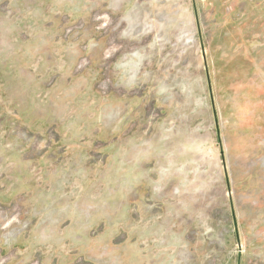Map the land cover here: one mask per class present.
<instances>
[{"label": "rangeland", "instance_id": "1", "mask_svg": "<svg viewBox=\"0 0 264 264\" xmlns=\"http://www.w3.org/2000/svg\"><path fill=\"white\" fill-rule=\"evenodd\" d=\"M0 207V264H264V0H0Z\"/></svg>", "mask_w": 264, "mask_h": 264}, {"label": "crops", "instance_id": "2", "mask_svg": "<svg viewBox=\"0 0 264 264\" xmlns=\"http://www.w3.org/2000/svg\"><path fill=\"white\" fill-rule=\"evenodd\" d=\"M95 215H96V212H93V214L90 215L91 220L89 221L90 223H88L87 226H89L90 228L100 227L102 228L100 229L101 232H103L105 228L107 227L108 222L106 220L104 221L101 218H98V216H95ZM59 222H62V221H59ZM83 255L89 258L91 261L95 262L96 264H125L124 260L121 257L109 254L104 250L103 251L98 250L95 253H92L89 255L88 254H83ZM148 256H149L147 258L148 261H144L143 263L139 262L138 264H154L152 260H154L157 257V253L152 252ZM52 258L45 257L44 264H70V262L72 261L71 259L70 261L61 263L60 259L58 258L52 259ZM170 260L171 258L169 260H164V262H162L161 264H170Z\"/></svg>", "mask_w": 264, "mask_h": 264}, {"label": "built area", "instance_id": "3", "mask_svg": "<svg viewBox=\"0 0 264 264\" xmlns=\"http://www.w3.org/2000/svg\"><path fill=\"white\" fill-rule=\"evenodd\" d=\"M4 8H3V11L4 12H9V8L8 7H6V6H3ZM86 64H87V59L84 61H82L81 63H80V65H79V69L81 70V69H84L85 68V66H86ZM9 211H10V209H5V208H1L0 207V220L3 218V219H5L6 217H9V215H8V213H9ZM10 221L7 223V224H5V226L4 227H8L9 225H10ZM6 258H8V256L7 257H4L2 260V262H1V264H3L4 262H5V260H7ZM77 264H96V263H94L93 261L91 262V261H89V260H87V259H85L84 257H82V258H80L77 262H76ZM75 263V264H76ZM207 264H218V260L215 258V257H210L209 259H208V263Z\"/></svg>", "mask_w": 264, "mask_h": 264}]
</instances>
